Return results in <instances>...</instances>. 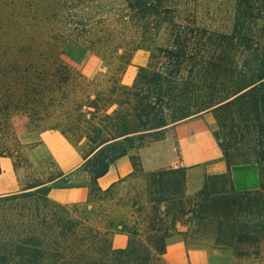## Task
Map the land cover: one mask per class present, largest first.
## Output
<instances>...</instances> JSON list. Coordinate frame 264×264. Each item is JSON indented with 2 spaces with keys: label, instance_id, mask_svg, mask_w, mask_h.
<instances>
[{
  "label": "trees",
  "instance_id": "obj_1",
  "mask_svg": "<svg viewBox=\"0 0 264 264\" xmlns=\"http://www.w3.org/2000/svg\"><path fill=\"white\" fill-rule=\"evenodd\" d=\"M209 9L229 16V32L199 22ZM88 54L107 74L87 79L73 67ZM139 56L147 62L123 84ZM204 113L229 165L256 164L257 190L236 191L225 173L187 195L185 168L144 171L129 155ZM15 114L58 132L81 155L78 167L37 170ZM127 155L133 171L101 189L97 180ZM3 158L27 179L0 195V264H167L174 242L264 264V0H0ZM52 186L86 188L87 199L54 202ZM115 233L126 235L123 248Z\"/></svg>",
  "mask_w": 264,
  "mask_h": 264
},
{
  "label": "crops",
  "instance_id": "obj_2",
  "mask_svg": "<svg viewBox=\"0 0 264 264\" xmlns=\"http://www.w3.org/2000/svg\"><path fill=\"white\" fill-rule=\"evenodd\" d=\"M209 116L210 113L199 114L181 120L170 127L176 142V147H173V151H169L163 157L166 162L162 166L159 164L161 157L153 158L152 156L151 160L148 159L150 155L149 147L138 150L137 155L140 157L141 167L144 171H153L169 166L185 168V191L187 195H193L202 188L205 176L225 173H229L236 191L257 190L259 182L257 181L256 165L254 163L229 165L226 162L213 136V124L209 120ZM57 134L64 140L59 133ZM38 136L40 144L36 148L48 146L53 154L59 151L56 148L52 150L48 145L47 139L51 135H48L46 132H39ZM167 142H170L169 138L163 140V144ZM78 165L73 166L65 173L74 170ZM0 166V183L7 178L10 179L11 176L15 177V171L13 170L10 159H1ZM132 171L133 167L129 156H122L115 160L103 177L97 180V184L101 189H105ZM245 171H248L249 176L244 174ZM13 182L12 185H0V195L17 192L18 189H16L15 179H13ZM87 194L88 191L86 188L53 189L52 186L49 197L51 196L57 203L62 204L83 201L87 198Z\"/></svg>",
  "mask_w": 264,
  "mask_h": 264
},
{
  "label": "rangeland",
  "instance_id": "obj_3",
  "mask_svg": "<svg viewBox=\"0 0 264 264\" xmlns=\"http://www.w3.org/2000/svg\"><path fill=\"white\" fill-rule=\"evenodd\" d=\"M202 2H205V0H202ZM212 3V2H210ZM182 9V8H181ZM224 9V7H222ZM221 11H214L209 9V12L206 10H202L199 14V22L201 20L204 21L202 25L205 27L214 29L218 31H230L231 27V20L229 16ZM223 25H226L224 28ZM161 37H164L162 35ZM161 40H157V43H160ZM141 57H137L131 64L125 69L124 74L122 75L121 81L125 85H130L135 76H136V66L138 63H143ZM147 62V61H146ZM144 62V63H146ZM73 67L78 70V72H81L87 79H91L101 73L107 74V68L105 67V64L97 58L93 54H88L83 61H81L78 65H73ZM188 74L186 71L181 73V78L185 79L187 78ZM209 120L213 124V136L215 137L216 132L218 131V127L216 125V121L214 119V116L210 114ZM11 122L14 128V131L20 140V142L24 145H27L28 148L24 151L25 155L29 158L30 162L33 164L37 170L41 169V165H50L51 162H54L55 164H58L61 171L66 172L69 169H71L73 166L79 164L82 160L81 155L67 145L66 141L63 140L60 136H58V132L56 131H45L48 135H51L47 139L48 145L53 149H58V152L52 153L51 149H49L48 146H36L40 144L39 142V131L36 130L29 119L23 115V114H15L11 117ZM166 138H169L170 142H167L163 144V140ZM173 140V141H172ZM217 141V140H216ZM32 148H29V147ZM34 147V148H33ZM150 149V155L149 160H151V157H161L159 159V164L162 166L165 164L166 160L163 159V157L170 151H173V147H176V142L173 137V133L171 132V128H168L165 132L164 138L159 141H155L151 143L149 146ZM140 150V149H138ZM137 149H131L129 151V155H137L138 153ZM139 162L140 157L138 156ZM253 163V162H250ZM255 164V163H254ZM256 165V164H255ZM257 168V166H256ZM143 169V168H142ZM258 171V169H256ZM27 172L24 169H18L15 171V177L11 176V178L5 179V181L1 182L0 185H12L13 179H15L16 182V189L20 190L24 187V184L27 179ZM244 174L248 175V171H245ZM249 176V175H248ZM258 181V176H257ZM1 187V186H0ZM53 189H57L56 186H53ZM88 191V190H87ZM51 200L56 202L55 199H53L50 196ZM87 198H85L84 202ZM80 202H70V203H62V204H74V203H80ZM127 237L124 234H118L115 233V236L113 238V246L115 248H123L126 245ZM165 260L167 264H235V260L232 254V251L227 248H203L196 245H186L184 243H172L166 252ZM239 264H260L259 261H253V260H245L244 258L241 260Z\"/></svg>",
  "mask_w": 264,
  "mask_h": 264
}]
</instances>
